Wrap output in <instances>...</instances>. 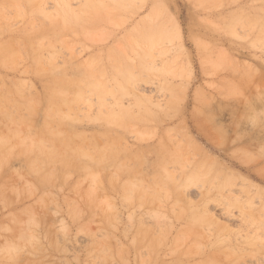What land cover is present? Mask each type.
Listing matches in <instances>:
<instances>
[{
	"label": "rangeland",
	"instance_id": "obj_1",
	"mask_svg": "<svg viewBox=\"0 0 264 264\" xmlns=\"http://www.w3.org/2000/svg\"><path fill=\"white\" fill-rule=\"evenodd\" d=\"M0 60V264H264V0H0Z\"/></svg>",
	"mask_w": 264,
	"mask_h": 264
},
{
	"label": "bare ground",
	"instance_id": "obj_2",
	"mask_svg": "<svg viewBox=\"0 0 264 264\" xmlns=\"http://www.w3.org/2000/svg\"><path fill=\"white\" fill-rule=\"evenodd\" d=\"M24 2H25V1H24ZM63 13H64V12H63ZM26 43H29V42H26V41H25V44H26ZM32 45H33V44H32ZM25 47H26V46H25ZM29 47H30V44H29ZM5 48H8V47H5ZM31 48H32L31 50H33V47H32V46H31ZM1 49H4V48H1ZM26 49H27V48H26ZM4 51H6V50H4ZM6 53H7V52H6ZM33 53H34V52H33ZM5 55H6V54H5ZM3 57H4V56H3ZM1 58H2V57H1ZM4 58H5V57H4ZM4 58H2V59L4 60ZM6 58H7V57H6ZM6 58H5V59H6ZM1 61H2V60H0V62H1ZM5 61H6V60H5ZM5 61H4V62H5ZM2 62H3V61H2ZM2 62H1V64H2ZM82 81H83V80H82ZM63 82H64V80H63ZM63 82H62V83H63ZM82 83H83V82H82ZM78 85H80V84H78ZM75 86H76V85H75ZM76 87H77V86H76ZM74 88H75V87H74ZM54 95H55V94H54ZM56 97H57V96H56ZM63 97H64V96H63ZM76 98H77V97H76ZM6 99H7V98H6ZM52 99H54V98L52 97ZM52 99H51V101H52ZM58 99H60V97H59ZM61 99H62V98H61ZM64 99L66 100V98H64ZM78 99H79V97H78ZM54 100H55V99H54ZM54 100H53V102H54ZM62 100H63V99H62ZM62 100H61V102L63 103L64 100H63V101H62ZM6 101L9 102V100H6ZM69 101H70V100H69ZM57 102H58V101H57ZM51 103H52V102H51ZM58 103H60V102H58ZM65 103H66V102H65ZM11 104L13 105L14 102L11 103ZM52 104L54 105V103H52ZM55 104L57 105V103H55ZM63 104H64V103H63ZM67 104H68V102H67ZM69 104H71V103H69ZM15 106H16V105H15ZM15 106H14V107H15ZM59 106H61V105H59ZM68 106H69V105H68ZM30 107H31V106H29L28 108L31 109ZM69 107H70V106H69ZM12 108H13V107H12ZM15 108H16V107H15ZM50 108H51V107H50ZM56 108H57V107H56ZM51 109H53V106H52ZM6 114H8V113H6ZM5 116H6V115H5ZM39 140H41V139H39ZM62 140H63V139H62ZM64 142H66V141H63V143H64ZM40 143H41V141H40ZM40 143H39V144H40ZM60 143H61V141H60ZM66 143H67V142H66ZM66 143H65V144H66ZM60 145H61V144H60ZM63 145H64V144H63ZM66 146H67V144H66ZM53 152H54V151H52V154L49 155L50 158H51V155H54ZM50 153H51V152H50ZM46 154H47V153H46ZM49 157H45V159H47V158H49ZM53 157H54V156H53ZM75 157H76V156H75ZM50 158H49V159H50ZM68 158H69V156H68ZM71 158H72L73 160H75V159H74V156L71 157ZM76 158H77V157H76ZM52 159H53V158H52ZM72 159H70V160H71V161H70L71 164H72V162H73ZM50 160H51V159H50ZM64 160H65V158H64ZM66 160H67V159H66ZM37 161H38V159H37ZM48 161H49V160H48ZM76 161H77V160H76ZM39 162H40V161H39ZM0 163H2V160H0ZM32 163H34V162H32ZM34 164H35V163H34ZM37 164H38V165H37ZM37 164H35V165L39 166V163H38V162H37ZM68 164H69V163H67V165H68ZM71 164H69V165H71ZM71 166H72V165H71ZM30 167H32V166H30ZM36 168H37V167H36ZM36 168H35V169H36ZM33 169H34V168H33ZM220 230H221V229H220Z\"/></svg>",
	"mask_w": 264,
	"mask_h": 264
}]
</instances>
